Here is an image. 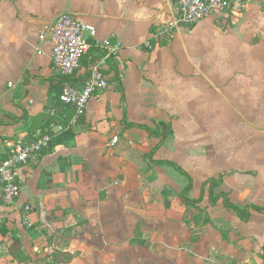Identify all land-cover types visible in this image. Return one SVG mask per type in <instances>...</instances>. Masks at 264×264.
<instances>
[{"label":"crops","instance_id":"crops-1","mask_svg":"<svg viewBox=\"0 0 264 264\" xmlns=\"http://www.w3.org/2000/svg\"><path fill=\"white\" fill-rule=\"evenodd\" d=\"M62 13L120 55L103 62L91 40L76 76L58 75L42 33ZM175 16L176 0H0V160L16 140L70 136L0 203V264H264V0ZM101 61L110 88L72 126L62 86ZM158 121L173 133L151 155L160 139L133 126Z\"/></svg>","mask_w":264,"mask_h":264},{"label":"built area","instance_id":"built-area-1","mask_svg":"<svg viewBox=\"0 0 264 264\" xmlns=\"http://www.w3.org/2000/svg\"><path fill=\"white\" fill-rule=\"evenodd\" d=\"M248 0H176V16L174 26L180 24L193 26L201 21L229 15H239L247 7ZM50 36L53 43L52 62L55 72L67 79H72L81 69L82 62L92 47L105 51L103 62L116 58L122 52V45L110 40L97 39V29L76 15L62 13L58 15L52 26L42 33V37ZM103 62H95L81 87L72 82L62 86L59 101L74 110L70 122L72 126L79 124L84 118L91 98L110 88V82L103 72ZM52 136L49 133L36 136L29 141L16 140L8 146L7 155L0 160V203L6 207L14 206L21 195L20 170L28 162L40 156L50 147ZM120 139L114 137L112 146ZM28 228L33 226L29 219L25 220Z\"/></svg>","mask_w":264,"mask_h":264},{"label":"trees","instance_id":"trees-1","mask_svg":"<svg viewBox=\"0 0 264 264\" xmlns=\"http://www.w3.org/2000/svg\"><path fill=\"white\" fill-rule=\"evenodd\" d=\"M157 130H152L150 127L148 126H145V125H134L133 127H136V128H139V129H142V130H145L146 132H148L149 136L150 137H153V138H158L160 139V144L158 145V147L156 149H154L152 151V154L155 153L158 149H160L165 140L172 135V128H171V124L168 123V122H165V121H158L157 124ZM70 136L69 135H62V134H59V136H52V141H51V144H50V147L48 150L56 147L57 145H60L62 143H64ZM47 152V151H46ZM152 157V156H151ZM156 165H163V164H166V165H170L172 166L174 169H176L177 171H179L180 173L185 174V172L182 170V168H180L179 166L171 163V162H154ZM191 181V180H190ZM192 188V182L190 184V186L188 187V189L186 191H189L190 189ZM182 198L184 200V197L182 195ZM236 211H239V210H236Z\"/></svg>","mask_w":264,"mask_h":264},{"label":"rangeland","instance_id":"rangeland-1","mask_svg":"<svg viewBox=\"0 0 264 264\" xmlns=\"http://www.w3.org/2000/svg\"><path fill=\"white\" fill-rule=\"evenodd\" d=\"M27 263V262H26ZM30 263V262H29Z\"/></svg>","mask_w":264,"mask_h":264}]
</instances>
